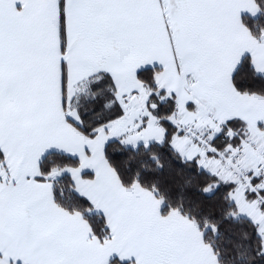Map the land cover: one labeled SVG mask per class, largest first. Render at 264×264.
I'll return each instance as SVG.
<instances>
[{"label":"snow or ice","instance_id":"snow-or-ice-1","mask_svg":"<svg viewBox=\"0 0 264 264\" xmlns=\"http://www.w3.org/2000/svg\"><path fill=\"white\" fill-rule=\"evenodd\" d=\"M0 264H264V0H0Z\"/></svg>","mask_w":264,"mask_h":264}]
</instances>
